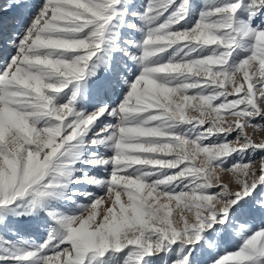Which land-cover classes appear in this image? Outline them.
Listing matches in <instances>:
<instances>
[{
	"label": "snow or ice",
	"instance_id": "snow-or-ice-1",
	"mask_svg": "<svg viewBox=\"0 0 264 264\" xmlns=\"http://www.w3.org/2000/svg\"><path fill=\"white\" fill-rule=\"evenodd\" d=\"M0 264H264V0H0Z\"/></svg>",
	"mask_w": 264,
	"mask_h": 264
},
{
	"label": "rangeland",
	"instance_id": "rangeland-1",
	"mask_svg": "<svg viewBox=\"0 0 264 264\" xmlns=\"http://www.w3.org/2000/svg\"><path fill=\"white\" fill-rule=\"evenodd\" d=\"M123 199L125 200V202H126V197H123ZM104 209L103 208H101V211H103Z\"/></svg>",
	"mask_w": 264,
	"mask_h": 264
}]
</instances>
